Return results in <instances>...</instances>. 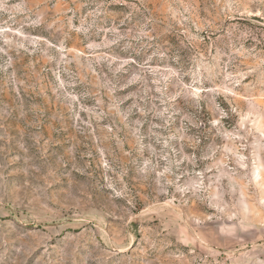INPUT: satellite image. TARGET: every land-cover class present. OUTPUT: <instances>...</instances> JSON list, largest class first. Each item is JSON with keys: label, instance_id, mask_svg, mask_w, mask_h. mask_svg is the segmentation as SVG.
Instances as JSON below:
<instances>
[{"label": "rangeland", "instance_id": "rangeland-1", "mask_svg": "<svg viewBox=\"0 0 264 264\" xmlns=\"http://www.w3.org/2000/svg\"><path fill=\"white\" fill-rule=\"evenodd\" d=\"M0 264H264V0H0Z\"/></svg>", "mask_w": 264, "mask_h": 264}]
</instances>
